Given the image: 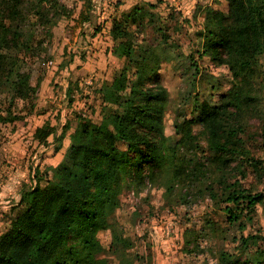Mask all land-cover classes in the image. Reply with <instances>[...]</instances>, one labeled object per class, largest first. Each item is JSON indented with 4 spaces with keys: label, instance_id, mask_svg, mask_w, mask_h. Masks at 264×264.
Listing matches in <instances>:
<instances>
[{
    "label": "trees",
    "instance_id": "trees-1",
    "mask_svg": "<svg viewBox=\"0 0 264 264\" xmlns=\"http://www.w3.org/2000/svg\"><path fill=\"white\" fill-rule=\"evenodd\" d=\"M30 1L0 0V93L22 100L33 99L35 88L20 69L19 56L9 53L28 47L12 24ZM226 2V15L204 10L200 56L227 69L229 89L217 105H196L198 114L176 126L174 145L165 134L169 95L160 74L167 52L161 56L156 48L137 43L145 29L162 30L154 23V7L135 6L112 20L113 53L130 58L137 51L135 71H115L101 90L100 118L80 122L61 163L37 170L34 185L21 192L19 214L0 234V264H108L97 257L104 251L99 233L110 234L118 264H133L127 255L131 242L108 222V213L118 208L124 187L147 183L167 193L180 186L186 190L182 201L208 198L225 214L238 254L222 252L219 264H264V237L249 231L259 207L264 215V189L247 185L250 173L258 182L264 179V157L253 154L249 142L257 137L248 132L250 121L264 120L257 86L264 58V0ZM92 18L84 21L92 24ZM162 41L167 45L168 37ZM15 117L0 109V124ZM59 141L55 134L54 142Z\"/></svg>",
    "mask_w": 264,
    "mask_h": 264
},
{
    "label": "rangeland",
    "instance_id": "rangeland-1",
    "mask_svg": "<svg viewBox=\"0 0 264 264\" xmlns=\"http://www.w3.org/2000/svg\"><path fill=\"white\" fill-rule=\"evenodd\" d=\"M141 5L154 7L150 8L154 23L162 28L145 29L137 43L156 48L161 56L167 52L160 74L169 95L164 120L171 145L179 139L176 126L198 114L196 105H217L228 91L227 69L200 56L204 10L214 8L226 15V0H45L42 6L38 0L25 2L22 17L12 26L24 35L28 47L9 54L19 56L20 69L30 77L35 96L22 100L0 93L3 114L16 116L13 122L0 124V234L19 214L21 192L34 185L35 172L56 168L76 126L100 118L101 90L111 84L115 71L124 67L135 71L138 52L130 58L118 57L110 32L112 20ZM88 15L92 24L84 21ZM166 36L167 45L162 41ZM260 64L257 86L264 111V58ZM248 132L257 137L249 142L253 154L263 158L264 120L250 121ZM55 134L59 142H54ZM56 147H61L59 152ZM247 185L261 192L264 179L258 182L250 173ZM185 193L180 186L167 193L150 183L124 187L108 222L130 240L127 255L133 264H219L222 252L238 254L225 214L208 198L190 196L182 201ZM255 216L249 231H261L264 237L260 207ZM98 240L104 251L97 257L118 264L110 234L99 233Z\"/></svg>",
    "mask_w": 264,
    "mask_h": 264
},
{
    "label": "built area",
    "instance_id": "built-area-1",
    "mask_svg": "<svg viewBox=\"0 0 264 264\" xmlns=\"http://www.w3.org/2000/svg\"><path fill=\"white\" fill-rule=\"evenodd\" d=\"M92 84V82H90V85Z\"/></svg>",
    "mask_w": 264,
    "mask_h": 264
}]
</instances>
